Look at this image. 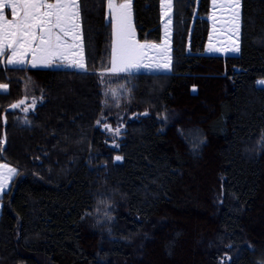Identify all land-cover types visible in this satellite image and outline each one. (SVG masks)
I'll list each match as a JSON object with an SVG mask.
<instances>
[{"label":"trees","instance_id":"trees-1","mask_svg":"<svg viewBox=\"0 0 264 264\" xmlns=\"http://www.w3.org/2000/svg\"><path fill=\"white\" fill-rule=\"evenodd\" d=\"M79 5L86 70L0 65V162L17 170L0 264H264V0H240L228 54L208 51L210 0H172L170 70L109 72L117 101L107 0ZM132 22L160 42V0H132Z\"/></svg>","mask_w":264,"mask_h":264},{"label":"snow or ice","instance_id":"snow-or-ice-1","mask_svg":"<svg viewBox=\"0 0 264 264\" xmlns=\"http://www.w3.org/2000/svg\"><path fill=\"white\" fill-rule=\"evenodd\" d=\"M211 3L213 33L217 31L216 9H226L228 23L226 27L222 25L220 31L226 32L229 40H232L233 36L236 39L225 49L216 47L210 37L208 51L238 53L240 51L238 43L240 0H227L226 3L211 0ZM162 6L164 16L167 18L163 44L141 43L137 39L132 22V0H124L122 3L107 0V9L113 21L115 36L108 72L117 74L140 67L171 68L168 37L172 0H163ZM7 50L11 52L6 60V63L10 65H23L31 54L33 67L37 64L51 65L60 60L71 67L86 70L79 0H51V2L50 0H0V56H3ZM148 50L157 52L158 58L154 64L153 58L148 55ZM259 83L264 84V81ZM7 88L8 85L0 84V90H7ZM19 106L20 104L11 105L12 108ZM24 110L27 111V108ZM114 131L117 135L119 134V129ZM121 159L119 156L116 157V160ZM16 171L6 164L0 165V194L4 193Z\"/></svg>","mask_w":264,"mask_h":264},{"label":"rangeland","instance_id":"rangeland-1","mask_svg":"<svg viewBox=\"0 0 264 264\" xmlns=\"http://www.w3.org/2000/svg\"><path fill=\"white\" fill-rule=\"evenodd\" d=\"M117 3H122L124 2V0H116ZM226 3L227 0H217V3ZM163 0H160V7H161V15H162V24H163V32H162V40L160 41L159 44H163L164 42V38H165V23H166V20L167 18L164 16V8H163ZM171 10H172V7H171ZM212 13H213V8H212V3H211V0H210V10H209V14L207 16V19L209 21V24H210V31H209V35H208V41H207V48L209 46V38L212 37V43L216 46V47H224L225 49L228 48V46L232 43L233 40H235V36L232 37V40H229L228 38V34L226 32H223V31H220L221 29V26H227V23H228V20H227V16H228V12L226 9H219L217 8L216 9V16H217V20H216V27H217V31L215 33H213V29H212V25H213V21H212ZM109 15V13H108ZM110 17V15H109ZM170 17H171V11H170ZM111 19V17H110ZM112 20V19H111ZM113 23V21H112ZM169 32H170V35L168 37L169 39V46H170V50H171V24L169 25ZM114 41H115V36H114V27L112 28V47H113V44H114ZM141 43H146V42H141ZM239 43V41H238ZM148 52H151L149 53L151 55V57L153 58L152 59V63L154 64L156 59L158 58V55H157V52L156 50H148ZM214 53H221V54H228V53H233V52H230V51H224V52H214ZM170 55H171V51H170ZM111 58H112V51H111ZM110 62H111V59H110ZM110 62H109V67H110ZM146 63L148 61H145ZM75 68V67H73ZM77 70H80L78 68H75ZM155 70L157 68L155 67H151V68H145V67H140L138 69H132L128 72H122V73H117V74H126L128 75L127 78L130 77L131 73L132 72H135V71H142V70ZM160 70V72H168L170 69H158V71ZM111 73V72H110ZM110 73L107 72L104 74V81H109V84L105 85L104 89H105V93L108 97H111L113 100L117 101L118 97H120L122 94H125V90H124V84L121 83V84H118V85H115V84H112L111 82H113V77L110 76ZM111 75H113V73H111ZM102 77H103V74H102ZM111 81V82H110ZM103 82V81H102ZM260 82V81H259ZM104 85V84H103ZM124 90V91H123ZM39 91L38 87L33 83V81L30 79V78H27L24 80L23 82V96L22 98L20 99L19 103L22 104L21 105V110H24L25 108L28 107V103L30 102L29 106H32L34 102V99H35V94ZM124 92V93H123ZM21 101H23V103H21ZM26 102H27V106H26ZM24 112H26L24 110ZM181 134H184L183 132ZM184 136H187L186 138H188L189 141H191V146L194 148V147H197L199 146L200 144L203 143V137L201 135V133L199 131H194V130H191V131H186ZM264 145V140H263V143H262V146ZM1 163V162H0ZM5 163V162H3ZM8 164V163H6Z\"/></svg>","mask_w":264,"mask_h":264},{"label":"crops","instance_id":"crops-1","mask_svg":"<svg viewBox=\"0 0 264 264\" xmlns=\"http://www.w3.org/2000/svg\"><path fill=\"white\" fill-rule=\"evenodd\" d=\"M50 2H51V0H50ZM160 12H161V7H160ZM6 14H7V13H6ZM161 17H162V15H161ZM9 18H11V17L9 16ZM162 22H163V20H162ZM112 28H113V23H112ZM162 32H163V24H162ZM161 40H162V35H161ZM161 40H160V41H161ZM146 43L159 44L160 42H157V43H155V42H146ZM149 53H151V52H148V55L151 57V55H150ZM10 55H11L10 50H7L6 53H5L3 56H0V65L33 67V66H32V63H31V54H29V56H28L26 62H25L23 65H10V64H7V63H6V60L10 57ZM57 67L73 68V67L69 66L68 63L63 62V61H60V60H57L56 63L51 64V65L37 64V66H35V67H33V68H57ZM74 69H75V68H74ZM149 71H158V69H155V70L153 69V70H149ZM159 71H160V70H159ZM3 164H6V163H3V162L0 163V165H3ZM6 165H8V166L11 167V168H14L13 166H11V165H9V164H6ZM14 169H15V168H14ZM15 175H16V174H15ZM15 175H14V176L11 178V180L8 182V185H7V187H6L5 191H4V193H6V192L8 191V189H9V187H10V184H11V181H12V179L15 177ZM4 193L0 194V200H1V198H2V196H3ZM0 212H1V202H0Z\"/></svg>","mask_w":264,"mask_h":264},{"label":"water","instance_id":"water-1","mask_svg":"<svg viewBox=\"0 0 264 264\" xmlns=\"http://www.w3.org/2000/svg\"><path fill=\"white\" fill-rule=\"evenodd\" d=\"M17 118H22V117L18 116ZM4 144H5V143H4Z\"/></svg>","mask_w":264,"mask_h":264}]
</instances>
